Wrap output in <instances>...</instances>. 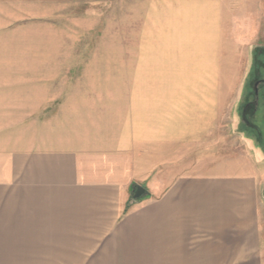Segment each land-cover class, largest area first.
<instances>
[{"label":"rangeland","instance_id":"374dc122","mask_svg":"<svg viewBox=\"0 0 264 264\" xmlns=\"http://www.w3.org/2000/svg\"><path fill=\"white\" fill-rule=\"evenodd\" d=\"M262 45L264 0H0L1 128L31 122L34 148L59 137L110 150L122 119L137 133L153 113L185 164L250 163L263 189L264 150L237 126ZM145 85L160 93L136 94ZM29 97L30 110H14ZM259 232L264 264V213Z\"/></svg>","mask_w":264,"mask_h":264},{"label":"crops","instance_id":"0c3cea01","mask_svg":"<svg viewBox=\"0 0 264 264\" xmlns=\"http://www.w3.org/2000/svg\"><path fill=\"white\" fill-rule=\"evenodd\" d=\"M153 116L137 133L122 119L105 150L59 137L34 148L31 122L6 133L0 113V264H263L262 173L250 163L192 168ZM138 186L146 193L134 199Z\"/></svg>","mask_w":264,"mask_h":264},{"label":"flooded vegetation","instance_id":"af4514ba","mask_svg":"<svg viewBox=\"0 0 264 264\" xmlns=\"http://www.w3.org/2000/svg\"><path fill=\"white\" fill-rule=\"evenodd\" d=\"M237 106L240 136L264 150V45L254 49Z\"/></svg>","mask_w":264,"mask_h":264},{"label":"water","instance_id":"95a60500","mask_svg":"<svg viewBox=\"0 0 264 264\" xmlns=\"http://www.w3.org/2000/svg\"><path fill=\"white\" fill-rule=\"evenodd\" d=\"M146 193V190L144 187L142 186H138L136 187V189L134 190V199H139L141 198L142 196H144Z\"/></svg>","mask_w":264,"mask_h":264}]
</instances>
